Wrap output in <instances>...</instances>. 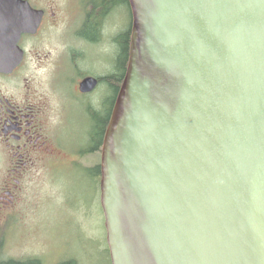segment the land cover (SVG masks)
I'll use <instances>...</instances> for the list:
<instances>
[{"label":"water","instance_id":"water-1","mask_svg":"<svg viewBox=\"0 0 264 264\" xmlns=\"http://www.w3.org/2000/svg\"><path fill=\"white\" fill-rule=\"evenodd\" d=\"M129 3L102 149L111 264H264V0Z\"/></svg>","mask_w":264,"mask_h":264},{"label":"flooded vegetation","instance_id":"flooded-vegetation-1","mask_svg":"<svg viewBox=\"0 0 264 264\" xmlns=\"http://www.w3.org/2000/svg\"><path fill=\"white\" fill-rule=\"evenodd\" d=\"M127 9L132 17L129 0L112 7L100 0H0L1 247L11 238L5 234L8 228L19 226L11 219L24 215L23 202L32 189L64 160H73L74 140L64 129L75 116L73 108L80 109L77 116L89 138L79 158L98 157L97 162L74 163L97 168L94 181L100 190L105 135L127 73L128 60L117 64L123 49L116 40L125 32L120 26ZM91 23L99 25L95 39L86 33ZM17 32L22 57L15 65ZM98 117L106 122L95 139L87 122L95 128ZM96 247L111 264L106 237ZM23 259L45 264L30 254ZM64 261L80 264L76 256Z\"/></svg>","mask_w":264,"mask_h":264},{"label":"rangeland","instance_id":"rangeland-1","mask_svg":"<svg viewBox=\"0 0 264 264\" xmlns=\"http://www.w3.org/2000/svg\"><path fill=\"white\" fill-rule=\"evenodd\" d=\"M130 18L131 12L127 9L120 26L124 31L129 28ZM73 110L75 116L64 128L74 140L73 160L67 158L56 172H48L41 185H34L39 186L23 202L24 215L11 219L19 226L8 228L5 233L11 238L2 247L0 261L23 259L30 254L40 257L45 264H58L73 256L79 258L80 264H109L108 258L96 247L106 237V228L97 180L94 181L95 168L74 163H93L98 157L91 154L82 160L79 158V150L86 149L89 138L83 133L77 116L80 109ZM89 124L92 132L94 122H87L88 128Z\"/></svg>","mask_w":264,"mask_h":264},{"label":"trees","instance_id":"trees-1","mask_svg":"<svg viewBox=\"0 0 264 264\" xmlns=\"http://www.w3.org/2000/svg\"><path fill=\"white\" fill-rule=\"evenodd\" d=\"M100 1L109 7H112L114 4L125 2V0H100ZM131 21L132 19L130 18L128 30L118 34L116 37L117 43L119 44V46L121 44V47L123 49L122 53L121 54L119 53L120 56L118 57L117 64L120 63V59L122 60L121 65L124 64L125 59L129 60L131 23H132ZM98 29H99V25H97V23L89 24L88 27L86 28V33L89 36V38L95 39L97 35L99 34ZM95 122H96V125H95L92 136L93 138L97 139L98 136L99 135L101 136V134L103 133L106 120L103 119V117H98ZM93 170L94 172H97V168ZM1 251H2V247L0 246V254H1ZM0 264H40V260L39 259H22V260L9 259L7 261H0ZM59 264H74V263L70 261H62Z\"/></svg>","mask_w":264,"mask_h":264}]
</instances>
